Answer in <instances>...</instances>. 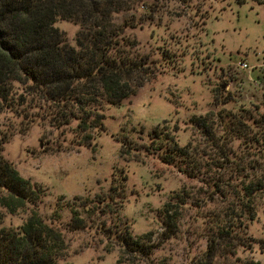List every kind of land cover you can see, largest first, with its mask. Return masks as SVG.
<instances>
[{"label": "rangeland", "instance_id": "374dc122", "mask_svg": "<svg viewBox=\"0 0 264 264\" xmlns=\"http://www.w3.org/2000/svg\"><path fill=\"white\" fill-rule=\"evenodd\" d=\"M147 2L152 9L120 14L115 23L119 39L134 46L127 49L130 57H149L157 63L151 69L156 75L122 106L106 107L105 132L90 147H80L73 131L77 122L60 130L35 124L26 133L17 128L5 145L4 157L43 190L38 212L47 219L61 214L69 220V206L114 197L105 216L97 211L91 221L86 219L87 229L66 233L68 256L59 264H118L123 250L94 228L98 222L106 221L112 230L129 229L134 239L152 233L158 243L162 209L176 198L182 203L180 233L153 258L156 264H193L207 249L209 221L226 207L217 185L222 188L230 178L231 185H238L253 173V165L264 173L257 147L244 142L257 131L255 119L264 116V5L251 0L244 5L234 0ZM56 27L75 46L79 26L61 21ZM200 117L211 123L208 133L190 124ZM11 118L0 119V130L7 129ZM166 121L179 147L188 148L191 159L200 163L195 178L180 172L179 164L162 162L159 144L152 145L150 134L162 130ZM237 129L252 137L238 136ZM240 170L248 172L239 177L235 172ZM257 206L246 246L236 249L233 262L264 264V195ZM30 214L27 209L8 215L5 226L20 227Z\"/></svg>", "mask_w": 264, "mask_h": 264}, {"label": "trees", "instance_id": "16d2710c", "mask_svg": "<svg viewBox=\"0 0 264 264\" xmlns=\"http://www.w3.org/2000/svg\"><path fill=\"white\" fill-rule=\"evenodd\" d=\"M251 1L264 5V0ZM140 7L152 9L147 0H0V119L7 114L13 117L7 129L0 130V264H59L68 256L66 233L87 229L86 219L91 221L97 211L103 217L112 206L111 194L92 204L86 200L80 208L69 206V220L61 214L43 217L38 212L43 190L19 174L4 157V148L17 128L26 133L35 124L60 130L77 122L73 131L80 147H90L91 141L105 132L106 107L122 106L156 75L151 69H156L157 63L149 57H130L127 49L134 46L119 39L115 23L118 15ZM61 21L79 26L75 46L56 27ZM16 120H20L19 127ZM208 121L200 117L190 124L208 133L212 128ZM164 124L162 130L157 128L150 134L152 145L159 144L157 150H162L160 159L179 164L180 172L195 178L201 172L200 163L191 159L188 148L179 147L168 122ZM253 126L255 135L244 142L257 147L255 155L261 163L264 116L260 121L255 119ZM236 131L240 137H252ZM251 168L253 173L247 177H241L247 170L235 172L241 177L238 185H231V178L222 181V188L217 185L226 207L216 220L209 221L207 249L193 264H261L248 259L233 262L236 249L246 246L248 224L255 221L257 199L264 195L262 167ZM175 200L162 209L163 232L158 243L152 233L134 239L129 229L112 230L106 221L95 223L94 228L123 250L118 264H156L155 252L180 233L182 203ZM27 209L31 214L22 226H5L8 215Z\"/></svg>", "mask_w": 264, "mask_h": 264}, {"label": "built area", "instance_id": "2783aa9c", "mask_svg": "<svg viewBox=\"0 0 264 264\" xmlns=\"http://www.w3.org/2000/svg\"><path fill=\"white\" fill-rule=\"evenodd\" d=\"M240 67L244 70L249 68L247 64H240Z\"/></svg>", "mask_w": 264, "mask_h": 264}]
</instances>
